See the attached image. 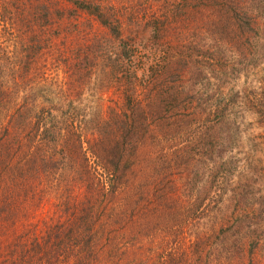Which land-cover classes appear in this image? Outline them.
Listing matches in <instances>:
<instances>
[{
    "label": "rangeland",
    "instance_id": "1",
    "mask_svg": "<svg viewBox=\"0 0 264 264\" xmlns=\"http://www.w3.org/2000/svg\"><path fill=\"white\" fill-rule=\"evenodd\" d=\"M71 1L0 0V81L11 88L19 74L22 82L11 89L17 104L34 93L51 102L73 101L76 113L109 120L110 113L123 109L121 87L108 86L105 62H94L83 72L78 67L83 45L109 38V31ZM81 1L100 6L128 37L137 25L164 19L174 2ZM210 7L211 12L201 7L172 19L164 40L168 46L159 50L192 52L204 67L199 83L190 81L186 89L190 99L199 101V114L167 110L171 120L187 117L174 125L168 121L164 128L153 125L128 186L105 197L101 207L94 202L104 177L94 159L89 165L92 179L75 174L69 166L73 161L64 170L55 168L50 158L40 174L28 173L25 179L11 181L8 173L0 174V264H170L171 256L180 264H192L190 259L198 264H264V11L238 25L234 17L215 23L218 8ZM255 24L257 32L252 30ZM29 68L33 73L21 77ZM207 69L218 77L211 83H204ZM197 95H204L202 101ZM209 95L215 98L216 113L227 115L232 136L227 127L222 136L219 128L213 139L207 136L210 121L214 126L218 121L216 113L203 112ZM63 106L71 112L72 107ZM5 111L12 113L9 107ZM10 116L1 120L0 135L3 127L10 129ZM16 157L15 163L20 162L22 157ZM215 165L218 174L212 178ZM192 179L197 187L212 180L209 196L194 194ZM89 213L97 218L94 230L85 232L86 245L93 235L92 251L93 243L78 248L72 242L70 259L57 254L60 237L68 243L74 226L77 235L79 218Z\"/></svg>",
    "mask_w": 264,
    "mask_h": 264
},
{
    "label": "trees",
    "instance_id": "2",
    "mask_svg": "<svg viewBox=\"0 0 264 264\" xmlns=\"http://www.w3.org/2000/svg\"><path fill=\"white\" fill-rule=\"evenodd\" d=\"M71 2L75 9L96 18L109 31V38H100L83 45L84 50L80 49L78 52L79 70L81 72L87 70L94 62L100 64L105 62L108 67L105 72L110 80L108 86L114 84L122 89L123 109L119 113H110V119L104 120L101 117H89L82 111L76 113L77 108L73 101L56 103L54 100L51 102L47 99L43 100L45 96L42 99L33 96L34 93H30L22 103L17 104L13 101L11 89L22 82V79H18L19 74L15 76L11 88L3 80L0 81V123L4 117L11 114L10 129L3 127L5 133L0 135V174L8 173L11 181L19 178L25 179L28 173L40 174L46 159L50 158L55 168L57 166L62 168L68 164V161H73L69 166H72L70 168L74 169L75 174L84 173L92 179L93 174L89 165L93 163L91 159H94V163H98L96 170L104 177L96 189L97 195H95L94 202L101 207L105 197L119 195L118 193L128 186L130 174L140 158V146L153 135V125L168 127V121L169 124L174 125L176 122L183 121L187 116H196L200 112L195 108L199 101L190 99V95L186 92L190 81L198 84L203 77L204 67L200 66V61H196L192 52H179L177 56L167 49L159 51L168 46L164 40L167 37L166 32L170 31L171 20L180 18L184 14L191 15L194 13L193 9L197 12L201 7H206L208 8L206 11L211 12L213 7L210 6H216L219 10L215 8L217 13L214 17L215 23H220L225 17H234L240 25L239 20L243 18L249 21L256 20L253 13L260 15V12L264 11V2L263 0H174L173 3L168 4L169 13L163 15L164 19L155 20L145 27L137 25L129 37L125 35L121 23L109 18L100 6L81 0ZM256 26L257 24L252 26L255 32L258 31ZM211 72H213L211 69H207L204 79L207 82L204 83H211L212 79L218 78L211 76ZM32 73L30 68L25 69L21 77L24 74L25 78H28ZM35 80L37 77L32 75V81ZM34 86L38 85H30L29 89L33 91ZM200 86L203 87V84ZM197 97L202 101L201 98L204 95H197ZM205 100L204 113L209 111L208 115H213L216 110L219 111L214 104L213 96L209 95ZM65 103L69 105V108L72 107L71 112L69 109L64 110ZM6 107L11 108L12 113L8 114L5 111ZM167 110L170 112L175 110L178 114L189 112V115L176 116L171 120L170 113H165ZM256 113L261 114L259 111ZM215 116L218 121L215 122V126L210 121L207 136L211 138L216 128L221 130L220 136H222L226 133V127L229 132L227 135L232 136L233 129L231 124L228 127L229 119L224 111L221 114L217 112ZM224 138L225 136L222 139ZM14 149L16 152H21V156L19 153L18 155L13 153ZM211 152L213 153V149ZM4 155L7 158L4 159ZM14 155L17 156L16 159L22 157L21 161L15 163ZM28 165L31 167L30 171H27ZM63 169L66 170L67 167L64 166ZM217 170V165L212 167V178L216 172L218 174ZM212 182L210 180L205 185L206 191L205 186H195L194 179L189 185L194 194L206 197L209 196V191L213 190ZM201 201L204 202V198ZM193 205L198 204L193 203ZM79 219L82 222L77 224V235L74 226L67 236L68 243L62 241L60 237L57 254L61 252L60 256H65L67 259L72 257L70 255L72 254L70 250L72 242H76L78 248L93 243L90 251L95 246L93 235L89 237L91 242L87 245L84 240L89 236L85 232L90 233L94 230L97 218L95 221L93 215L89 213L86 216L82 215ZM100 231L102 234L105 232ZM76 237L77 241L74 239ZM255 249L256 247H253L252 251ZM109 254L111 255L110 252ZM176 258L171 256L169 263L180 264ZM190 260L192 264L199 263L198 260L196 262Z\"/></svg>",
    "mask_w": 264,
    "mask_h": 264
}]
</instances>
